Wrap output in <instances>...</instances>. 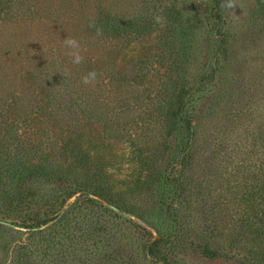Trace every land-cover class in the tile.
<instances>
[{
	"label": "rangeland",
	"instance_id": "rangeland-1",
	"mask_svg": "<svg viewBox=\"0 0 264 264\" xmlns=\"http://www.w3.org/2000/svg\"><path fill=\"white\" fill-rule=\"evenodd\" d=\"M227 2L0 0V264H264V0Z\"/></svg>",
	"mask_w": 264,
	"mask_h": 264
},
{
	"label": "clouds",
	"instance_id": "clouds-1",
	"mask_svg": "<svg viewBox=\"0 0 264 264\" xmlns=\"http://www.w3.org/2000/svg\"><path fill=\"white\" fill-rule=\"evenodd\" d=\"M222 6H226L227 8H233L235 7V3L234 0H228L226 5H222ZM164 18L161 15H156L154 17V21L157 24H162L163 23ZM101 29H97V34H101ZM64 44L71 48L74 49L73 51L69 52L68 54L72 57V63L79 65L83 62L84 57L81 55V49L79 46V42L72 37H66L64 39ZM96 76L97 73L93 70L88 72L87 74H85L84 76H82L81 81L83 84L87 85L90 83H93L96 80Z\"/></svg>",
	"mask_w": 264,
	"mask_h": 264
},
{
	"label": "trees",
	"instance_id": "trees-1",
	"mask_svg": "<svg viewBox=\"0 0 264 264\" xmlns=\"http://www.w3.org/2000/svg\"><path fill=\"white\" fill-rule=\"evenodd\" d=\"M188 128H189V127H188ZM189 129H190V131L192 132V128H189ZM190 131L188 130L187 135H189ZM183 134H184V131H183ZM182 150H183V147H182ZM41 223H42V224H46L47 222H46V221H43V222H41ZM18 227H19V226H18ZM20 227H22V226H20ZM151 235H153V234H151ZM152 238H154V236H152ZM158 243H159V239H155L154 241L151 242V246L155 247Z\"/></svg>",
	"mask_w": 264,
	"mask_h": 264
}]
</instances>
